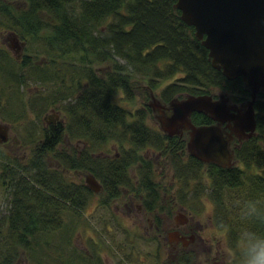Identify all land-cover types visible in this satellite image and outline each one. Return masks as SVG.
Masks as SVG:
<instances>
[{
    "label": "trees",
    "instance_id": "trees-1",
    "mask_svg": "<svg viewBox=\"0 0 264 264\" xmlns=\"http://www.w3.org/2000/svg\"><path fill=\"white\" fill-rule=\"evenodd\" d=\"M25 1L27 8L14 16L10 7L0 1V12L12 17L13 27L30 35L48 29L49 35L45 38L50 50L75 53L82 62L88 54H101V59L119 57L142 76L152 74L148 80L152 90L155 78L163 79L180 72L175 81L159 91L163 103L187 95L210 94L213 87L228 92L231 100L238 104L250 98L241 77L226 79L220 69L211 65L208 50L196 39L194 27L180 19V10L174 7L176 0ZM41 13L51 22L41 21ZM160 63H165L164 67H160ZM114 64L115 72L104 78L87 70L82 89L66 108L68 121L50 123L43 129L42 139L25 165L14 162L5 167L2 181L10 189V199L5 215L6 233H0V243L5 241L12 250L18 245L33 247L42 235L61 228L60 212L80 213L87 204L90 188L68 181L63 171L48 167L46 160L50 154L62 168L90 171L101 180L106 193L115 197L119 195L118 186H128L130 178L126 167L139 161L138 150L147 147L169 152L175 174L185 183L189 175L197 177L199 171H205L210 183L209 194L215 204L213 216L218 224L232 226V240L239 235L236 231L243 228L264 234V224L246 221L241 211H236L247 201H254L257 208L264 211V151L257 141L264 128L263 116L259 115L264 111V91L258 92L253 104L256 133L239 141L233 147L236 162L222 167L202 162L188 153L184 159L183 137L166 135L147 125L148 104L135 111L118 104L114 94L120 89L129 90L131 74L125 71V65L116 61ZM190 118L195 125L213 123L204 113L193 112ZM65 134L88 142L103 143L112 138L122 145V150L125 142L129 149L113 156L87 151L76 155L74 148L70 152L58 149ZM140 182L154 195L143 199L144 207L153 210L159 204L151 173L143 172ZM226 189L243 191L228 198L230 202L226 204L223 195ZM229 205L236 211L230 218L225 211ZM159 222L157 219L156 224Z\"/></svg>",
    "mask_w": 264,
    "mask_h": 264
},
{
    "label": "rangeland",
    "instance_id": "rangeland-1",
    "mask_svg": "<svg viewBox=\"0 0 264 264\" xmlns=\"http://www.w3.org/2000/svg\"><path fill=\"white\" fill-rule=\"evenodd\" d=\"M0 1L10 7L13 16L27 8L25 0ZM39 17L43 22H51L44 13ZM11 18L0 12V123L8 126V139L0 142L2 234L6 233L5 215L10 199V189L2 181L5 167L14 162L25 165L31 159L33 149L42 139L43 129L55 117L53 113L57 115L54 123L65 124L68 121L66 108L76 92L82 89L87 70L104 78L115 72V61L125 65L119 57L101 59V54H88V62L87 59L82 62L75 53L50 50L45 38L49 35L48 29H41L35 36L30 35L13 27ZM164 64L160 63V67ZM125 68L131 74L128 77L129 90H118L114 100L130 111L143 109L148 104L150 113L145 114L147 125L165 133L159 104L168 106V103H163L159 91L181 73L155 78L156 85L152 90L148 85L152 74L146 77L128 65ZM220 89L213 87L209 91L216 99L228 98L232 102L229 93ZM168 113L170 110L165 111ZM259 115L264 120V111ZM262 130L257 141L264 151V128ZM187 133H181L186 143ZM61 140L58 149L70 152L74 148L76 155L87 151L113 156L129 149L125 142L122 150V145L112 138L103 143L88 142L65 134ZM230 142L233 151V147L239 144V138L235 137ZM188 152L186 148L184 159ZM138 155L141 159L126 167L130 180L128 186H118L119 195L110 197L101 180L95 177L100 189L96 192L90 189L87 204L80 213L73 210L60 212L61 228L42 235L33 247L18 245L14 251L5 241L0 243V264H182L176 259L183 251L193 253L188 264H228L226 253L235 249L239 235L232 240V226L218 224L213 216L215 204L209 194L210 183L205 171H199L197 177L189 175L185 183L175 174L169 152L147 147L138 150ZM235 162L233 157L231 163ZM46 165L63 171L66 179L76 184L86 185V177L93 176L83 168H62L52 154L48 156ZM143 172L151 173L159 204L153 210H147L146 214L142 209L143 199L148 200L154 195L140 182ZM242 191L226 189L223 194L226 204L230 202L228 198L236 197ZM225 211L230 218L241 209L232 211L229 205ZM157 219L160 220L158 225ZM244 230L238 229L235 234ZM192 231H195V239L186 246H182L180 240L176 241V233L187 238Z\"/></svg>",
    "mask_w": 264,
    "mask_h": 264
},
{
    "label": "water",
    "instance_id": "water-1",
    "mask_svg": "<svg viewBox=\"0 0 264 264\" xmlns=\"http://www.w3.org/2000/svg\"><path fill=\"white\" fill-rule=\"evenodd\" d=\"M174 7L180 10V19L194 27L196 39L208 50L211 65L226 79L241 77L250 98L245 104L216 99L211 94L175 98L168 106L159 104L162 129L170 136L188 131V154L205 163L228 167L234 157L230 141L235 137L246 139L256 129L253 104L258 92L264 91V0H176ZM167 110L170 113L165 114ZM193 112L208 115L213 123H191ZM223 124L228 131L223 132ZM7 133L8 126L0 123V142L7 141ZM95 179L89 175L85 180L96 192L100 183Z\"/></svg>",
    "mask_w": 264,
    "mask_h": 264
},
{
    "label": "clouds",
    "instance_id": "clouds-1",
    "mask_svg": "<svg viewBox=\"0 0 264 264\" xmlns=\"http://www.w3.org/2000/svg\"><path fill=\"white\" fill-rule=\"evenodd\" d=\"M241 217L246 221L264 224V211L254 201H247L241 208ZM228 264H264V234L245 229L239 234L234 250L226 253Z\"/></svg>",
    "mask_w": 264,
    "mask_h": 264
},
{
    "label": "flooded vegetation",
    "instance_id": "flooded-vegetation-1",
    "mask_svg": "<svg viewBox=\"0 0 264 264\" xmlns=\"http://www.w3.org/2000/svg\"><path fill=\"white\" fill-rule=\"evenodd\" d=\"M222 127H223V132H226V131H228L229 130V128H227L226 126H225V124H223L222 125ZM233 140H234V138H233ZM232 140V141H233ZM140 208V207H139ZM139 208H137V209H139ZM142 209H143V213H147V209L144 207V205H143V207H142ZM140 210V209H139ZM150 218V217H149ZM148 218V219H149ZM197 224H198V222H197ZM177 235H176V237H175V239H176V241H178V240H180V242H181V245L182 246H186L187 245V243L189 242H191V241H193L195 238V231H192V233L191 234H189L188 235V239L186 238V235H184V234H182L181 233V235L180 234H178V233H176ZM191 236V237H190ZM188 243V244H189ZM192 257H193V253L191 252V251H183V252H181V254L178 256V258L176 259V260H178V261H180V259H183V260H185L184 262H182V261H180L182 264H188V263H190L191 261H192Z\"/></svg>",
    "mask_w": 264,
    "mask_h": 264
}]
</instances>
